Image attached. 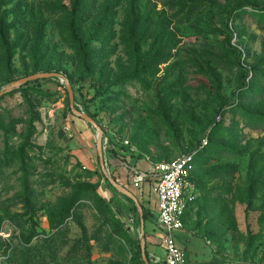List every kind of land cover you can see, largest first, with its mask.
<instances>
[{"label": "rangeland", "instance_id": "obj_1", "mask_svg": "<svg viewBox=\"0 0 264 264\" xmlns=\"http://www.w3.org/2000/svg\"><path fill=\"white\" fill-rule=\"evenodd\" d=\"M74 6L0 0V90L65 75L0 97V264H163L153 181L131 187L113 145L148 169L205 139L177 242L264 264V0H78L86 59Z\"/></svg>", "mask_w": 264, "mask_h": 264}, {"label": "built area", "instance_id": "obj_2", "mask_svg": "<svg viewBox=\"0 0 264 264\" xmlns=\"http://www.w3.org/2000/svg\"><path fill=\"white\" fill-rule=\"evenodd\" d=\"M129 142L128 139L124 141L126 145ZM207 142L205 139L198 148L185 152L173 160L155 162L148 169L130 163L126 153L113 145L117 151V160L134 187L140 188L153 181V191L157 196L158 221L165 249L163 264H189V255L186 249L178 244L176 232L185 228L184 215L188 206L196 199L195 157Z\"/></svg>", "mask_w": 264, "mask_h": 264}, {"label": "water", "instance_id": "obj_3", "mask_svg": "<svg viewBox=\"0 0 264 264\" xmlns=\"http://www.w3.org/2000/svg\"><path fill=\"white\" fill-rule=\"evenodd\" d=\"M51 77H62L65 78V75L59 71H37L28 75H25L23 77L18 78L15 80L11 85L7 86L6 88L0 90V97H2L7 91L15 88L20 87L21 85H25L26 83L30 81H34L37 79H43V78H51ZM70 95H71V104H74V92L72 87L69 85ZM76 113L80 116L85 117L89 121H91L95 126L99 127L97 122L90 117L86 116L85 114L81 113L79 110H76ZM98 155L100 158V163L103 168H105V163L103 160L104 156V150H103V144H102V129L99 127V134H98ZM115 185L121 190L122 193L125 195L133 198L135 201H138V197L136 194L131 191L129 188L122 186L119 182L114 180ZM140 219H141V230L142 235L145 234V217H144V211L143 208L140 210ZM145 239H142L141 241V247L143 250V254L145 255ZM146 263L150 264V262L146 258ZM199 264H210V263H199Z\"/></svg>", "mask_w": 264, "mask_h": 264}, {"label": "trees", "instance_id": "obj_4", "mask_svg": "<svg viewBox=\"0 0 264 264\" xmlns=\"http://www.w3.org/2000/svg\"><path fill=\"white\" fill-rule=\"evenodd\" d=\"M77 2H78V0H75V6H74V9H73V13H72V15H71V19H72V35H73V37H74V40H75V42H77V45H78V48H79V50H80V52H81V54L83 55V57L86 59L87 57H88V51H87V49H86V46L83 44V42H82V39L78 36V34L76 33V31H75V28H74V22H75V20H76V11H77ZM258 8H262V7H258ZM240 58V57H239ZM43 79H46V78H43ZM37 80H39V79H37ZM35 81V80H34ZM31 82V81H30ZM30 82H28V83H26L27 85L30 83ZM23 88L25 87V85H23L22 86ZM209 144V143H208ZM208 144L207 145H205L204 147H202L201 149H200V151L197 153V155H196V157H195V165H196V161H197V159L199 158V156L200 155H202L203 154V152L205 151V149L207 148V146H208ZM195 168H196V166H195ZM196 170V169H195ZM195 170H194V173H195ZM194 180H195V182H196V179H195V176H194ZM143 207H144V205H143ZM187 211V210H186ZM186 214V213H185ZM144 217H145V219L147 218V213H146V211H145V214H144ZM184 223H185V215H184ZM146 256V255H145ZM147 257V256H146ZM210 264H214L213 262H209ZM189 264H192V263H190L189 262Z\"/></svg>", "mask_w": 264, "mask_h": 264}, {"label": "crops", "instance_id": "obj_5", "mask_svg": "<svg viewBox=\"0 0 264 264\" xmlns=\"http://www.w3.org/2000/svg\"><path fill=\"white\" fill-rule=\"evenodd\" d=\"M130 159V158H129ZM130 163H132V164H134V165H137L138 167H140V168H143V169H145L146 167H144V166H141V164H137L136 162H134V161H132V159H130ZM124 170V169H123ZM123 176L125 177V180H128V181H130L128 178H127V173H124L123 174ZM120 183V182H119ZM122 186H123V184L122 183H120ZM130 184H131V187H134L133 185H132V183H131V181H130ZM147 184V183H146ZM134 188H136V187H134ZM138 189H140V190H142L143 192H144V189H145V184L142 186V187H140V188H138ZM146 193V192H145ZM153 193V202H155V204H156V207H157V196H156V194L154 193V192H152ZM137 196V195H136Z\"/></svg>", "mask_w": 264, "mask_h": 264}]
</instances>
